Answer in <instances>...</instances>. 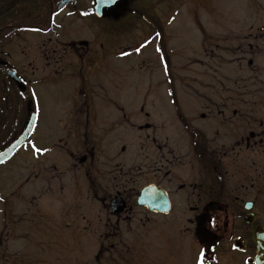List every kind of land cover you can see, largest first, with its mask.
I'll use <instances>...</instances> for the list:
<instances>
[{
  "label": "flooded vegetation",
  "instance_id": "1",
  "mask_svg": "<svg viewBox=\"0 0 264 264\" xmlns=\"http://www.w3.org/2000/svg\"><path fill=\"white\" fill-rule=\"evenodd\" d=\"M62 1L0 0V137L9 131L12 114L10 101L14 84L7 76L8 70H14L24 82L22 102L29 105V99H34L38 110V101L45 98L47 93L39 97L33 86L37 83L60 85L58 89L54 87L55 130L43 136L48 145H42L43 153H50L52 147L62 146L65 149L66 144L72 146V150H58L57 161L52 168L49 167L55 172L53 177L58 192V198L54 201L56 207L71 203L75 206L77 186L83 188L88 202V193L99 192L103 181L107 182L105 186L111 183L113 187H121L131 178L127 175L129 172L122 171V166L112 168L117 170L113 172L115 174L109 172L107 167H100L94 169L88 192V168H93L97 163L91 161L94 152L100 154L99 151H109L107 144L101 143L106 136L107 143L117 125L121 126L126 120L131 126L135 125L124 107V48L116 45V50L111 52L92 53L93 47L88 42V12L93 0H70L59 8ZM117 7L106 15L114 19L117 13L113 11ZM77 21L85 26L84 37L80 31L83 28L76 27ZM259 31L264 44V27L261 26ZM26 36L36 39L26 46L30 47L28 51H23L18 47L24 46ZM98 43L99 48L105 47ZM257 52H260L259 48ZM167 57L169 60V55ZM113 59L117 63V72L109 82L112 86L110 94L105 92V96L102 95L105 102L95 103L97 108L104 105L106 118L99 125L102 129V133L99 132L101 140L98 149L94 150L89 144H80L89 130L88 71L94 73L100 68H112ZM247 63L252 65L251 60ZM34 73L38 77L30 78ZM92 83L97 91L102 90L98 77H94ZM171 90L174 97L168 87L171 102L168 105L170 110L166 111L170 116L166 125L168 133L164 135L163 142L159 141L157 134L146 136L147 152L137 156L142 161L134 174L136 191L132 204L119 189L108 194L105 203L111 213L103 232L129 230L130 224L141 228L144 235L137 241L138 250H88V264H254L256 250L253 229L257 225L264 226V217L261 218V214H264V86L246 87L240 91L221 87L220 82H216L212 92L203 94L207 102L199 103L200 107L198 104L180 103L175 87ZM106 106H111L112 111L116 110V119L108 118ZM30 111L28 109L27 114ZM138 113L146 119L153 117L150 112L144 111L142 105ZM36 114L35 127L27 143L8 159L16 158L24 146L29 145L33 149L28 154L31 161L36 163L31 165L33 168L36 166L38 172L34 174V170H30L25 182L37 179L45 166L44 159L49 158L32 155L38 153L29 141L38 129L37 111ZM25 122L26 119L22 127ZM165 124L164 120L160 126ZM136 128L151 130L154 125L144 122ZM172 132L174 135H171ZM74 143L80 144V152L73 151ZM124 151V146H121V152ZM109 157L110 151L105 158ZM22 158L26 159L25 156ZM63 159V164L68 162L64 171L69 173L67 190L61 193L66 183L62 176L66 175L58 167ZM28 168L23 164L20 167L21 171ZM77 179L81 183H77ZM147 186H150L152 209L139 201L141 190ZM117 201L123 207L120 212L114 213L112 205H116ZM164 201L169 204L167 213L158 210ZM134 207L141 214L131 215ZM84 212L81 217L85 219L88 217V203L84 206ZM161 245L171 249L153 250Z\"/></svg>",
  "mask_w": 264,
  "mask_h": 264
},
{
  "label": "rangeland",
  "instance_id": "2",
  "mask_svg": "<svg viewBox=\"0 0 264 264\" xmlns=\"http://www.w3.org/2000/svg\"><path fill=\"white\" fill-rule=\"evenodd\" d=\"M135 1L137 0H125L122 6L113 11L119 12L114 19L107 16L99 20L88 15V42L93 47L92 53L101 54L103 51L104 54L105 50L111 52L116 50V45L125 49L124 107L130 114L128 118L135 124L131 126L126 120L112 130L107 143V136L104 138L101 145L107 144L110 151L108 159L105 157L109 151H99L100 154L94 152L91 161L100 165L93 162L96 165L88 168V192L90 179L94 178V169L100 167H107L113 173L117 172L112 169L115 165L122 166V171L129 172L127 175L131 178L121 187H113L111 183L105 186L107 182L103 181L98 188L99 192L88 193V202L83 188L77 186L75 206L71 203L56 207L54 201L58 198V192L53 177L55 172L49 167L57 161L58 150H72V146L66 144L65 149L62 146L52 147L50 153H43L42 145H48L43 136L55 130L54 87L58 89L60 85L37 83L33 86L39 97L47 93L46 99L38 101L40 110L33 104L34 99H29V106L22 103V92L12 85L9 131L0 137V144L13 138L20 131L27 110L35 109L39 115V123L30 142L38 153L32 155L49 158L44 159L45 166L37 179L28 182L24 181L27 173L30 170H34V174L38 172V168L31 165L35 162L31 161L27 152L33 151L30 146L21 148L16 158L0 164V264H88V250H138L137 241L144 235L141 228L130 224L129 230L124 228L119 232H103L111 213L105 204L107 195L119 189L132 204L136 191L134 174L142 161L137 156L147 152L146 136L157 134L159 141L163 142L164 135L168 133L166 125L170 116L166 111L170 110L168 105L171 102L167 94L168 81L160 59L157 37L138 16L120 10L121 7L127 9L128 5L136 4ZM143 2L161 21L165 48L169 55V70L180 103L188 102L200 107L199 103L207 102V97L203 94L212 92L216 82H220L221 87H232L240 91L246 87L264 86V44L263 37L259 35V28L264 27V0H140V4ZM76 27L83 28L80 31L84 37L85 26L77 21ZM25 39V47L18 49L28 51L30 47L26 46L32 44L36 37L26 36ZM98 42L105 47L99 48ZM258 48L260 52H257ZM250 51L254 53L251 54ZM113 60L112 68H100L94 73L88 71L89 136L83 138L80 144H89L94 150L98 149L101 140L99 132L102 133V129L99 125L106 118L104 105L97 108L95 103L105 102V92L110 94L112 86L109 82L117 72V63ZM248 60L252 61L251 66L247 63ZM15 62L21 63L17 60ZM29 77L34 79L38 74L34 73ZM94 77L101 80V91L95 89L92 83ZM47 87L50 89L47 90ZM224 96L226 95L220 97ZM140 105L153 117L146 119L143 114L138 113ZM106 109L109 112L108 118L116 119V110L112 111L111 106H106ZM164 120L166 124L160 126ZM144 122H149L154 128L137 130L136 126ZM80 144H73L74 152H80ZM121 146L125 149L123 153ZM60 155L64 157L63 154ZM89 161L88 155V164ZM63 162L64 159L58 167L62 171L68 164ZM22 164L29 166L28 170L21 171ZM64 173L66 176L62 178L66 183L61 193L67 190L69 172L66 170ZM77 183L81 181L77 179ZM87 203L88 217L84 219L81 215L85 213L84 206ZM135 210L134 207L131 215L141 214ZM263 217L264 214H261V218ZM170 249L169 246L161 245L153 250Z\"/></svg>",
  "mask_w": 264,
  "mask_h": 264
},
{
  "label": "water",
  "instance_id": "3",
  "mask_svg": "<svg viewBox=\"0 0 264 264\" xmlns=\"http://www.w3.org/2000/svg\"><path fill=\"white\" fill-rule=\"evenodd\" d=\"M69 1L70 0H63L60 3L59 8H63ZM122 1L123 0H93L92 11L95 14V16H97L98 18H102L105 16V11H109L113 9L117 4L121 3ZM1 62L2 61L0 60V63ZM7 74L20 90H24V85L21 79L15 74V72L10 70L7 72ZM35 120H36V114L34 112H31L27 117L25 126L23 127L21 132L17 135V137H15L6 146L0 149V163L10 158L11 155L14 153V151L26 142V140L28 139V137L32 132V129L35 124ZM149 192H150V186L143 188L141 191V195L139 197V201L143 205L147 206L149 209H152L150 206ZM122 207L123 204L118 203L117 201L116 205H112V211L120 212ZM158 210H164L165 212H168L169 204L165 203L164 201L162 203L161 208H159ZM252 238L256 250L254 264H264V226L257 225L253 229Z\"/></svg>",
  "mask_w": 264,
  "mask_h": 264
},
{
  "label": "trees",
  "instance_id": "4",
  "mask_svg": "<svg viewBox=\"0 0 264 264\" xmlns=\"http://www.w3.org/2000/svg\"><path fill=\"white\" fill-rule=\"evenodd\" d=\"M135 3L136 4H132L130 6L128 5L127 6L128 10L126 12L138 16L141 20H143L149 26V28L153 32L157 34L158 40H159V49H160L159 52L162 57L163 66L166 72V77L169 81L170 92L173 95V91L171 90V88H173V80H172V76L169 70V60H168V57L165 51V43L163 40V29H162L160 20L156 14H154L151 10L148 9V6H146L144 2L140 4V0H137L135 1ZM88 15L93 16L91 9H89ZM4 144L5 142L0 144V147H2Z\"/></svg>",
  "mask_w": 264,
  "mask_h": 264
},
{
  "label": "snow or ice",
  "instance_id": "5",
  "mask_svg": "<svg viewBox=\"0 0 264 264\" xmlns=\"http://www.w3.org/2000/svg\"><path fill=\"white\" fill-rule=\"evenodd\" d=\"M139 50V49H138Z\"/></svg>",
  "mask_w": 264,
  "mask_h": 264
}]
</instances>
